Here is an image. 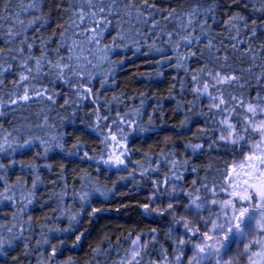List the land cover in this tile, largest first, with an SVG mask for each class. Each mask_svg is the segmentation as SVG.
I'll return each instance as SVG.
<instances>
[{
    "label": "snow or ice",
    "instance_id": "6c2138e0",
    "mask_svg": "<svg viewBox=\"0 0 264 264\" xmlns=\"http://www.w3.org/2000/svg\"><path fill=\"white\" fill-rule=\"evenodd\" d=\"M213 3L214 0L206 3L196 0L195 6L178 12L176 9L161 10L154 0H56L55 4L53 0H0V116L7 110L27 109L37 100L55 103V94H50L49 87L42 83L46 79L51 83L52 77L73 87L80 100L92 98L93 89L88 84L95 79L94 73L100 70L98 74L103 77L112 75L106 68L113 66L108 54L118 47L117 39L121 43L130 39L137 46L136 51L147 39L149 48L163 56L167 50L156 44V40L162 39L176 55L158 62L174 61L177 68L186 72L187 60L199 54L206 61L203 67L190 73L191 92L197 99L207 101L206 111L197 108L193 113L202 117L203 126L198 129L196 140L203 142L189 143L186 147L193 152L215 154L216 162L222 165L215 169L218 179L212 183L206 179L199 183L193 181L191 189L186 190L185 185L172 182L173 179L182 180L178 172L184 167L172 160V178L165 177L160 183L153 181L155 190L141 206L148 215L171 217L167 235L172 254L164 249L155 251L158 242L153 229L152 235L143 240L139 234L128 240L129 247L116 262L109 259L114 251L110 244L94 248L90 264H264V62L257 63L258 59L264 61V44L258 46L259 50L252 44V40L259 38L258 33L264 32V0L243 5L260 14L259 22L239 13L228 18L225 30L229 32L226 38L229 45L209 30L215 11ZM52 11L61 17L59 27H56ZM162 20L172 23V28L165 31ZM113 22L118 29L113 45L102 44L104 33ZM48 26L56 27L51 40L39 35L40 30ZM241 29L245 30L243 38ZM200 44L203 48L190 51L193 45ZM182 48L185 51L182 52ZM234 59L241 61V65L235 64ZM6 74L14 76L10 91L6 90ZM106 83L107 79H103L100 86ZM64 103L69 105L71 101ZM93 115L94 131L104 132L102 155L90 156L82 150L81 143L73 144L72 154L93 164L127 170L131 163L130 153L127 144L121 141L127 140L124 126L138 127L136 121L128 118L129 113L118 116L117 120L110 121L115 125L113 131L108 124L100 128V122L109 121V116H101L98 109ZM21 119L29 129L27 134L18 127L11 132L0 131V155L10 158L7 164L0 160V204L7 203L15 209L11 220H16L17 214H22L33 202L35 192L25 194L24 181L9 184L5 180L6 169L18 163L21 167L36 169L35 164L25 165L13 157L31 149L36 142L43 146V154L47 156L53 147L51 141L58 140L56 136L45 139L31 131L33 127H45L47 117H42L34 126L26 123V117ZM183 126H187V121ZM54 147L63 151L60 142ZM151 170L157 171V168ZM148 171L143 168L139 176L143 178ZM129 176L135 178L133 172H129ZM38 182L39 176L32 182V189ZM57 195L62 199L67 192ZM72 195L80 203V212L66 214L68 227L64 232L77 231L73 225L91 208L93 195L107 198V193L100 188L91 191L82 188ZM158 203L165 206L157 207ZM96 211L93 209L92 214ZM27 230L22 223L0 224V258L14 250L16 241L24 240ZM82 236V232L75 235L74 243L79 244ZM241 241L245 242L241 244ZM44 243H48L47 239ZM24 246L27 248V243ZM56 251L55 247L51 248L52 257ZM153 253L159 257L158 261L149 259ZM24 255L27 257L28 253ZM12 258L19 264V257ZM65 264H73V261L69 259Z\"/></svg>",
    "mask_w": 264,
    "mask_h": 264
},
{
    "label": "trees",
    "instance_id": "16d2710c",
    "mask_svg": "<svg viewBox=\"0 0 264 264\" xmlns=\"http://www.w3.org/2000/svg\"><path fill=\"white\" fill-rule=\"evenodd\" d=\"M154 2L161 10L176 9L178 12L196 5V0ZM206 2L207 0H200V3ZM55 3L56 0H53V4ZM244 3L256 4L257 0H239L238 3L234 0H214L211 5L215 11L212 13L209 30L220 40H224L226 45L230 42L226 39L229 32L225 30V24L230 16L239 13L245 17L256 18L259 22L260 14L253 12L251 7L245 9ZM51 15L55 18L56 27H59L61 17L55 11H52ZM114 25L115 22L104 33L102 44L113 45L118 32ZM161 26L167 31L173 25L162 20ZM56 27L48 26L46 30L42 28L40 37L51 40ZM244 31L241 29V38ZM258 37L252 40L253 47L257 50L259 45L264 44V32L258 33ZM149 43L150 41L145 39L139 46V51H136L137 46L133 45L130 39H125L123 43L117 39L118 47L108 54L113 66L106 68L112 75L103 77L98 74L100 70L94 73L95 79L88 84L94 93L90 99L80 100L73 87L52 77L51 83L47 79L42 83L49 87L50 94H55V103L37 100L27 109L7 110L5 115L0 116V131L11 132L14 127H18L24 134H27L29 129L24 127L25 121L21 117H26V123L33 126L39 123L42 117H47L45 127H33L31 131L45 139L52 136L58 138L57 141H51L53 147L47 156L43 154V146L36 142L31 149L24 153L18 152L13 157L17 161H23L25 165L35 164L36 169L21 167L19 163L6 169L5 180L9 184L24 181L25 194L34 191L35 199L26 206L22 214H17L16 220L10 219L15 209L7 203L0 204V224L11 226L14 223H22L28 229L24 233V240L16 241L14 250L6 257L0 258V264H17L13 256L20 258L19 264H65L69 259L73 264H90L93 258L92 250L108 244L114 250L109 259L116 262L124 255L123 250L129 247L128 240L138 234L143 240L145 236L152 235L153 229L158 242L155 251L160 252L164 249L169 255L172 254V245L167 235L171 217L167 214L148 215L141 207L155 190L152 182L160 183L165 177L172 178L171 161L175 160L184 167L178 172L182 180L173 179L172 182L181 183L186 186V190H190L193 181L199 183L200 180L206 179L208 183H212L217 180L218 174L215 169L221 168L222 165L216 162L218 158H214L215 154L210 155L207 151L193 152L186 147L189 143L203 142L196 140L198 129L203 126L200 123L202 117L193 113L197 108L206 111L207 101L197 99L191 92L193 83L190 73H195L206 61H203L199 54L187 60L186 72L185 69L177 68L174 61H169L168 64L158 62L176 55L166 41L156 40L157 46L167 50L163 56L152 51ZM197 47L203 48V45H193L190 51H195ZM181 51L185 50L182 48ZM233 62L241 65L239 60L234 59ZM261 62L264 61L257 60L258 64ZM12 79H14L12 74H6L8 91L11 90ZM103 79H107V83L101 87ZM65 100L71 103L65 105ZM97 109L101 116H109V121L100 122L101 129L108 124L115 131V125L110 121L117 120L118 116H124L125 113H129L128 118L135 120L138 125L131 129L124 126L127 140L121 143L127 144L130 153L128 160L131 161L127 170L109 168L99 163L93 164L92 161L78 159L72 154L75 151L73 144L81 143L84 146L82 150L87 151L90 156L102 155L101 140L104 132L94 131L96 120L93 113ZM185 121L187 126H183ZM117 138H120L119 134ZM56 142L63 144V151L54 147ZM9 159L7 155H0V160L5 164ZM143 168H148L149 171L141 178L139 172L143 171ZM153 168H157V171H152ZM192 168L197 171H191ZM129 172H133L135 178L130 177ZM37 176L38 186L32 189V182ZM82 188L86 191L100 188L107 193V198L93 195L91 208L86 209L78 217L79 222L73 225L77 231L64 232L63 229L68 227L66 214L80 212V203L72 193L80 192ZM65 191L67 195L61 199L57 194ZM164 206V203L157 204L160 208ZM93 209L98 210L94 215ZM54 229L59 231H53ZM80 232L83 233L81 241L75 244V235ZM256 238L258 237L253 239ZM45 239L48 243H44ZM25 243L27 248L24 246ZM52 247L57 249L55 257L51 256ZM25 252L28 253L27 257L24 255ZM149 259L158 261L159 257L153 253Z\"/></svg>",
    "mask_w": 264,
    "mask_h": 264
}]
</instances>
